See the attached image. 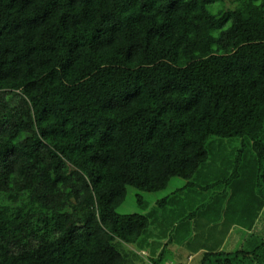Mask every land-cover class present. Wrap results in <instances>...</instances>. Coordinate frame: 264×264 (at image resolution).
Returning <instances> with one entry per match:
<instances>
[{
  "label": "trees",
  "instance_id": "16d2710c",
  "mask_svg": "<svg viewBox=\"0 0 264 264\" xmlns=\"http://www.w3.org/2000/svg\"><path fill=\"white\" fill-rule=\"evenodd\" d=\"M262 212L264 0H0V264H264Z\"/></svg>",
  "mask_w": 264,
  "mask_h": 264
},
{
  "label": "rangeland",
  "instance_id": "374dc122",
  "mask_svg": "<svg viewBox=\"0 0 264 264\" xmlns=\"http://www.w3.org/2000/svg\"><path fill=\"white\" fill-rule=\"evenodd\" d=\"M229 143V140H226V144ZM240 145V141L236 140L234 142H232V146H239ZM228 147H230L228 145ZM186 183V180L180 177H173L171 179V181L169 182L168 186L166 189L161 190V191H156V192H146L143 190H140L134 186H128L127 187V196L125 201L119 206L118 208V212L123 213V214H127V213H135V212H139V213H147L149 210H151L152 208H154L156 206V201L157 199H161L164 196L170 194L171 192L175 191L176 189L184 186ZM186 192V191H185ZM139 195L143 197V199L145 201H147V205H141V203L139 202ZM181 195H186V193H182ZM216 200L218 202H220L221 197L216 198ZM183 203H184V207L185 208H191L190 205L187 202L186 197L183 198ZM191 206H194L191 205ZM175 208V207H174ZM180 208H183V206H181ZM179 211V207L177 209ZM175 210V211H177ZM171 216H175L176 214L173 212L171 213ZM263 220H261L262 223H264V212H262L261 214ZM223 218H226L225 215H222ZM182 220V219H180ZM219 222V224H218ZM218 225V227H214L213 230H215V232L220 231L222 228H224V219H221L219 221L216 222ZM262 233V232H261ZM199 234L200 231H197L193 228V230H190V234H189V238L187 240V246H188V242L189 241H198L199 238ZM263 234V233H262ZM250 233L249 230L245 227L236 225L234 226L231 231L230 234L228 235V238L225 242L224 245V249L226 250H236L239 248H245V249H249L252 246L251 242H248L249 240L248 237H250ZM158 238V237H157ZM167 239L163 238V243L166 242ZM248 242V243H247ZM176 243V244H175ZM175 243L172 244L173 248H171L170 246H168V250H167V259L160 261L157 264H169L172 263L173 264H179L180 261L182 260H186V254H187V248H186V238L184 240L181 241H176ZM173 249V251H170V249ZM131 250H133L134 252H136L139 256L136 257V259L131 262L130 264H155L154 260H153V256L150 253V250L147 248V250H141L140 248L130 245ZM183 250V253L181 252ZM202 253H197L195 255V258L192 262H190L189 264H200V257H201ZM185 256V257H184Z\"/></svg>",
  "mask_w": 264,
  "mask_h": 264
},
{
  "label": "built area",
  "instance_id": "2783aa9c",
  "mask_svg": "<svg viewBox=\"0 0 264 264\" xmlns=\"http://www.w3.org/2000/svg\"><path fill=\"white\" fill-rule=\"evenodd\" d=\"M169 264H173V263H169Z\"/></svg>",
  "mask_w": 264,
  "mask_h": 264
},
{
  "label": "crops",
  "instance_id": "0c3cea01",
  "mask_svg": "<svg viewBox=\"0 0 264 264\" xmlns=\"http://www.w3.org/2000/svg\"><path fill=\"white\" fill-rule=\"evenodd\" d=\"M191 257V256H190ZM171 263H172V261H171Z\"/></svg>",
  "mask_w": 264,
  "mask_h": 264
}]
</instances>
